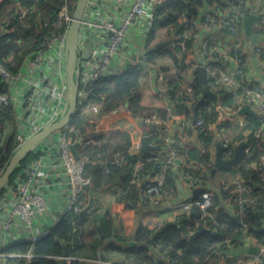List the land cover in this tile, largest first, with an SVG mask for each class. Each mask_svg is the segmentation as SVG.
<instances>
[{
	"label": "built area",
	"instance_id": "2783aa9c",
	"mask_svg": "<svg viewBox=\"0 0 264 264\" xmlns=\"http://www.w3.org/2000/svg\"><path fill=\"white\" fill-rule=\"evenodd\" d=\"M258 1L219 0L213 5L207 4L203 14L200 13L195 19H191L188 14L180 16V31L166 40L171 41L169 45L171 47L179 46L184 55L185 69L178 70L172 67L170 70V74H178L183 78V91L181 92L190 90L195 80L196 68L202 66L209 76V87L213 93L219 96L221 93L230 94L236 98L233 107L235 112L241 107L238 99L239 90L243 84L250 86L246 88L247 95L259 93L262 87L259 86L257 80L248 76L246 72L248 65L244 58L245 49L250 43L244 32V20L256 12L260 15V20L253 24V31L260 40L252 48V52L264 64V0H260L259 4ZM159 3L160 0H88L78 33L80 72L78 105L81 106L82 115L91 114L89 122L97 121L101 126L104 121L124 115L141 118L144 125L152 128L146 136L161 138L165 142L164 149L156 158L160 161L157 169L151 170L145 167L140 157L133 166L132 184L142 192L145 201L154 205H161L165 201L164 189L167 176L176 165L177 159L184 160V165L193 171L198 169L197 164L194 167L187 165L186 155H180L175 147L178 143L168 136L166 126L169 123L176 124L179 144L184 148L182 141L194 132L199 135L197 128L203 124V119L201 117L194 119L190 112H178V95H175V98L166 95L167 88L163 84L166 74L155 66L152 67L155 83L164 93L165 98L161 106L165 118L156 110L157 107H151L143 116L135 117L126 104L119 105L109 113H102L101 101H92L90 96L94 85L102 79L118 75L130 67L146 65L148 39L153 30ZM15 4L21 8L20 19L35 9L33 4L27 7L21 6L20 0H16ZM73 11L70 0H61L52 25L43 20L36 22V32L41 36V41L17 71H13L8 65L12 57L3 55L1 42V37L10 31L8 29L10 20L7 19L5 25L0 28V107L12 109L15 116L14 125L5 124L4 131L0 132V147L5 137L15 127L17 150L38 129L55 119L61 110L66 100L65 41L73 20ZM53 26L55 30L51 29ZM130 30L138 33L142 39L140 47L132 45L133 48H138L137 51L124 56L123 49L128 46L127 34ZM203 33L206 35L200 37ZM35 74L39 77L37 82L30 79V76ZM157 92L159 94V91ZM43 116L46 118L45 122L38 125L37 118ZM254 117L260 123V127H264V93L256 103ZM95 131H99L98 126L95 127ZM254 135L259 138V131L256 130ZM78 142V153L80 147L99 145L94 138L81 136L74 127L68 124L46 139L33 153L34 157L19 169L14 178H11L12 174L2 189L0 194V264H13V258L32 257L30 252L16 254L6 252V250L11 245L24 242L30 243L32 250L67 212L92 216L104 214L109 210L110 206L103 204L95 194L90 192L92 180L84 174L87 157L79 153L80 157L77 159L71 151V145ZM221 143L224 146L223 158L230 159L235 149L230 145V139L224 138ZM141 148L140 142L133 145V149L137 151L136 154L141 152ZM246 155H249L248 148L245 149ZM47 159H51L50 165L53 170L61 169L65 177L63 192L65 205L63 210L53 217L50 226L40 227L39 219L49 207V197L45 193L46 178L49 175ZM119 161L120 155L117 154L112 163L119 165ZM181 165H183L182 162ZM19 167L20 165L16 169ZM107 172L106 167L105 173ZM184 175L191 184L197 181L191 173L185 172ZM86 186L89 187L88 190ZM232 188L231 192L236 195L233 202L228 203L227 209L229 207V211H235L236 204L238 212L243 215L246 208L256 198L250 196V186L240 177L234 179ZM102 191L110 196L112 202L120 194L117 186H109ZM212 196L209 190H204L191 200L182 203L178 207V213L187 212L193 206L206 211L211 205ZM162 225L163 223L160 222L157 227ZM218 255L222 256L220 252H216L215 257H207L208 264ZM61 259L64 263L73 258L62 256ZM80 260L90 264H132L123 255L120 259L104 256L103 259ZM238 264H264V244L259 243L256 253L248 260L241 259Z\"/></svg>",
	"mask_w": 264,
	"mask_h": 264
},
{
	"label": "trees",
	"instance_id": "16d2710c",
	"mask_svg": "<svg viewBox=\"0 0 264 264\" xmlns=\"http://www.w3.org/2000/svg\"><path fill=\"white\" fill-rule=\"evenodd\" d=\"M72 8H75L77 0H70ZM219 0H160L156 9V20L153 30L148 39L149 47L146 65L154 67L166 74L164 86L167 88L166 95L175 98L178 95L179 104L177 110L190 112L194 119L201 117L203 124L197 128L199 139L206 150L198 163L196 171L181 165L179 168L191 173L198 180H205L210 176L213 169L210 147L213 137L210 134V126L218 120L219 112L217 106H235L236 98L230 94H220L216 102L203 96V84L197 72L194 73V83L187 92H181L183 78L178 74H170L173 67L184 70V55L179 46H167L165 49L151 51V46L171 38L173 34L180 31L179 19L182 14H188L191 19L199 17L202 8L207 4H214ZM16 0H3L0 4V28L10 20L8 33L1 37L3 55H11L12 59L8 65L13 71H17L25 62L26 57L37 47L41 36L37 34L35 24L38 20L48 21L53 24L57 16L61 0H20L21 6L33 4L35 9L19 18L21 8L17 6ZM55 30V27H51ZM166 50V52H163ZM144 66L130 67L126 71L102 79L94 85L90 100L101 101V112L109 113L121 104H126L132 115L143 116L150 106L146 107L142 102L141 86L144 82ZM246 88H250L245 84ZM234 103V104H233ZM165 118L162 107L156 109ZM15 123L14 111L10 108L0 107V132H3L5 124ZM81 136L94 138L99 145L80 147L79 153L87 157L84 168L85 176L92 180L91 193L96 194L106 187L117 186L120 189L119 196L111 203L109 210L104 214L92 216L77 215L72 212L65 213L59 222L51 229L50 233L31 250L30 243H17L11 245L6 252L16 254L31 253L32 257L13 258V264H90L80 259H97L99 251L105 241L108 246L104 251L117 253L125 256L132 264H208L207 257H215L216 252L222 251L229 244H237L245 236L254 238L257 242L264 244L263 218L258 214L262 209L260 197H264V142L256 138L254 132L260 128V123L255 117H250L249 124L243 129H251L245 149H249L237 167L220 169L221 173H229L234 178L240 177L250 186V196L256 198L241 215L235 204L234 213H231L222 204L233 202L235 193H212L211 205L206 211L193 206L189 211L180 212L174 222L164 224L151 230L145 225L135 227L134 221L138 208L143 202V196L138 188L132 184L133 166L138 157L143 161L145 167L155 170L160 164L156 158L159 153H131V137L129 132L121 129L105 130L97 121L90 123L88 118L83 117L81 106L78 105L77 112L69 123ZM99 131H95V127ZM152 130L148 126V133ZM75 137V134L72 133ZM154 142L160 143V149H164L165 142L161 138L150 137ZM230 145L235 148L243 142V132L234 138L229 137ZM177 149L180 155H187L189 149L181 147L177 139ZM16 129L5 137L0 147V176L9 164L17 147ZM120 155L119 165L112 161L116 155ZM191 156L195 155L191 153ZM34 157L30 154L28 158ZM27 158V159H28ZM20 164L11 178H14L21 167ZM106 167L108 172L105 173ZM203 169L206 171L203 172ZM217 170L212 174L216 175ZM234 181V179H233ZM233 187V182L231 183ZM252 184L258 185L257 189ZM176 185L171 169L167 176L164 194L175 195ZM205 189H202L204 191ZM207 190V189H206ZM168 193V194H167ZM144 201L143 203H147ZM224 205V204H223ZM99 223V225H97ZM206 227L212 232L199 234L193 245L189 238L197 231ZM99 228L101 229L99 231ZM65 253V255H64ZM72 257L70 261L62 262L61 257Z\"/></svg>",
	"mask_w": 264,
	"mask_h": 264
},
{
	"label": "crops",
	"instance_id": "0c3cea01",
	"mask_svg": "<svg viewBox=\"0 0 264 264\" xmlns=\"http://www.w3.org/2000/svg\"><path fill=\"white\" fill-rule=\"evenodd\" d=\"M3 0H0V4ZM260 3V0L257 2ZM207 5H204V7L201 10V14L206 10ZM206 34L203 33L200 37H204ZM246 35V34H245ZM141 36L138 33H135V31H129L127 34V42L128 46H125L123 49V55H130L131 53L138 50V48H133L132 45H136L137 47H140L141 42ZM248 41L250 42L249 38L247 37ZM260 40V38H259ZM244 58L247 61V74L249 77H253L255 80L258 81V84L261 89H259V93H255L253 95H247L246 94V87L243 84L241 89L239 90V103L241 105L239 111H234L233 105H222L221 103L218 104L217 110L219 112L218 120L215 124H212L209 128L210 134L212 135L214 141L213 144L210 147V153L212 157V163L214 168V162H215V155H216V143L221 142L224 140V138H234L239 133L243 132L244 140L243 142H247L249 135L251 134V129L243 130L248 124L250 117H254V111L256 103L259 101L262 93H264V64L263 61L258 59L252 52V46L251 43H249V47L245 49L244 52ZM156 67V66H155ZM157 68V67H156ZM144 75L147 77L146 74H148L149 78L147 79V86L148 88L146 91H142V102L146 105V107L155 106L160 107L164 103V93H162L159 89V86L155 83V75L154 70H152L151 66H144ZM146 73V74H145ZM30 79L37 82L39 80V77L37 74L31 75ZM159 91V94H157ZM234 104V103H233ZM243 108H245V112H240ZM83 117L90 119L91 114L84 113ZM46 118L38 117L37 118V124L41 125L45 122ZM102 126L107 129H124L129 132L131 137V148H129V152L136 153L137 151L133 149V145L140 142L142 145V139L146 136V132L148 130V126L144 125L141 118H133L128 115L120 116L118 118L104 121L102 123ZM168 130V136L173 139L174 141H177L179 138L176 133V124L175 123H169L167 126ZM259 131V138L264 142V127H260L258 129ZM150 140V145L154 146V150L152 151H146L150 153H159L161 151L160 149V143L154 142L153 140ZM181 141V140H180ZM183 145L185 146L186 150L189 149V153H187V165L193 166L195 164L199 165L198 163L201 160L202 154L206 151L201 143V140L199 139V135H197L195 132L189 135V137L182 141ZM236 147V146H235ZM142 151L141 153H146ZM194 154L195 157L191 156ZM183 165L185 164L183 161L180 160ZM47 171H48V177L46 178L45 183V193L49 197L48 200V211L39 219L41 225L40 227L44 226H50L53 217L57 214H59L65 205V197L63 196L64 192V180L65 177L61 171V169L53 170L51 167V159H47ZM196 165V166H197ZM263 165H264V159H263ZM181 164L176 162V165L173 166V175L175 179V185H176V194L175 195H166L164 194V200L161 205H154L150 202L143 203L145 199H143L142 204L138 208L137 215L135 217V227L137 228L140 225H145L151 230H155L158 228L157 226L159 223L164 222H174L178 216V207L186 202L191 200L192 198L196 197V193L199 195L202 192V189L211 190L214 193H220L223 190L226 191V187L229 189L227 193H232L231 188L233 179H235L233 176H231L229 173H221L220 169H213L210 171V176H207L205 180H198L195 183H189L186 176L184 175V170L180 169L179 167ZM186 166V165H185ZM199 168V166H198ZM217 170L216 175L212 176L214 172ZM206 170L203 169V172ZM262 178L264 179V170L262 172ZM61 182V184H59ZM226 186V187H225ZM201 191L200 193H198ZM142 195V192L139 191ZM168 194V193H167ZM95 196L100 199V201L110 206L112 203V200L109 195H106L104 191H100L95 194ZM262 204V209L258 210V214L263 218V227H264V197H260ZM227 201H225L222 206H224L227 209L228 206ZM228 209H230L228 207ZM231 213H234V211H230ZM259 242H257L254 238L250 236H245L242 240H240L239 243L236 245H228L222 251L220 250V253L222 256L218 255L210 264H238L241 259L248 260L252 255H254L257 251ZM108 246V242L105 241L103 243L102 248L99 251L100 253H103V255L106 258H113V259H120L122 256L118 255L117 253H108L104 251V249ZM100 258V256L98 257Z\"/></svg>",
	"mask_w": 264,
	"mask_h": 264
},
{
	"label": "water",
	"instance_id": "95a60500",
	"mask_svg": "<svg viewBox=\"0 0 264 264\" xmlns=\"http://www.w3.org/2000/svg\"><path fill=\"white\" fill-rule=\"evenodd\" d=\"M88 0H77L75 3V8L73 11V20L68 29L66 41H65V75H66V100L58 112L55 119L46 123L40 129L36 131V133L28 138L26 142L21 145L17 150H15L9 164L6 169L0 176V194L4 186L9 181L11 175L15 171L16 167L30 154H33L38 147L48 139L53 133L58 132L68 126L70 120L74 114L77 112L78 107V90H79V61H78V53H79V41H78V33L80 28V21L82 19L86 4ZM259 8V5H258ZM260 20V15L252 13L244 20V32L246 36L249 38L252 48H254L258 44V36L253 31V24ZM171 44L170 40H165L160 43H156L151 47V51H156L165 48ZM196 72L199 74L202 84H203V96L206 98H210L214 101H218L220 96L216 93H213L209 87V76L205 72L204 67L198 66L196 68ZM245 108H243L240 112H245ZM78 143H74L71 145V151L75 158H79L80 155L78 153ZM245 147L246 143H239L233 152V156L230 159H224L222 156V152L224 150V146L221 142L216 143V155L214 168L215 169H225L229 167H237L245 157ZM154 150V146L150 145V140L148 136L143 137L142 139V151H152ZM177 163L181 164L180 159H177ZM254 189L258 188V185L252 184ZM88 190L89 187L86 186ZM199 191L198 193H200ZM196 195H198L196 193ZM99 225V223L97 224ZM101 229L99 228V231ZM205 232H212L209 229L203 228L193 235L190 236L189 242L193 245L195 238ZM65 255V253H64ZM100 258L103 259V253L99 254Z\"/></svg>",
	"mask_w": 264,
	"mask_h": 264
},
{
	"label": "rangeland",
	"instance_id": "374dc122",
	"mask_svg": "<svg viewBox=\"0 0 264 264\" xmlns=\"http://www.w3.org/2000/svg\"><path fill=\"white\" fill-rule=\"evenodd\" d=\"M167 47V46H166ZM163 49H165V48H163ZM163 52H166V50H164ZM146 74V73H145ZM147 75V77L144 75V82H142V86H141V91H146V89L148 88V86H147V79L149 78V76H148V74H146ZM29 157V155L21 162V163H23V162H28L29 160H31V158H28ZM28 158V159H27ZM20 163V164H21ZM19 164V165H20Z\"/></svg>",
	"mask_w": 264,
	"mask_h": 264
}]
</instances>
